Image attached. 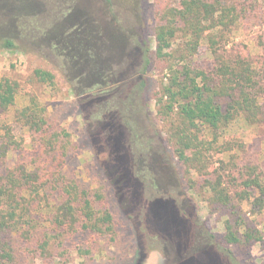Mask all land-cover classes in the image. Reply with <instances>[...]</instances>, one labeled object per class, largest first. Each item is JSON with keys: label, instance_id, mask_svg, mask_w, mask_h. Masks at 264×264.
<instances>
[{"label": "rangeland", "instance_id": "374dc122", "mask_svg": "<svg viewBox=\"0 0 264 264\" xmlns=\"http://www.w3.org/2000/svg\"><path fill=\"white\" fill-rule=\"evenodd\" d=\"M170 1L174 6L177 4ZM155 11L156 0H0V44L10 39L18 47L17 51L0 49V81L6 79L17 84L15 102L0 115V120L11 127L21 151L37 158L39 152L32 143L31 133L14 119L15 111L28 104L29 96H35L46 109V120L49 125L52 122L53 131L69 134L61 174L90 192L95 210H106L113 218V234L101 236L90 248L82 250L74 246L88 240L84 234L80 232L66 241L50 228L46 262L183 264L182 259L210 249L229 264H264V209L253 212L252 199L241 201L232 187L240 180L234 170L244 166L256 167L264 186V113L250 127L236 121L218 130L216 141L209 130L202 129L199 134L208 159L205 174L211 180L217 176L223 178L233 208L216 206L205 187L196 184V193L190 191L182 179L184 167L165 140L167 122L160 120L157 113L155 96L166 80V66L173 62L155 56L154 31L159 24ZM258 14L260 18H250L230 32L223 31L228 36L215 47L211 42V49L215 48L221 55L223 46L229 49L241 45L256 52V36L260 35L259 42H264V4ZM177 37L175 45L180 43ZM119 38L124 44L128 41L126 50L118 54L117 49H112L108 53ZM58 39L65 44H59ZM139 39L144 45L138 43ZM73 45L79 48L75 50L79 54L84 50L91 55L73 60L71 53L75 51L68 50ZM208 47L203 41L199 54L191 60V65L205 72L215 61ZM145 60L149 61L147 68ZM35 69L50 72L54 76L53 86L34 81ZM107 73L111 77L105 78ZM107 79L116 80L118 85L108 87ZM102 91L110 93L109 103L114 98L112 106L98 100ZM107 105L112 114L109 120L100 117ZM108 123L114 124L113 132L106 126ZM136 133L138 139L142 138L139 144L149 148L147 155L139 156L137 151L131 164L137 185L132 178V182L128 181L125 172L123 178H118L111 159L115 154L111 157L107 147L116 143L128 145L129 141L122 139H133ZM10 160L11 154L5 163L9 165ZM191 176L199 178L195 173ZM228 176L233 178L224 180ZM97 194L99 198L95 197ZM249 194L259 195L257 190H250ZM171 200L181 213L184 206L188 210L193 206L197 218L193 215L192 224L179 240L170 239L156 228L149 212L151 205L163 207ZM42 201L40 210L49 212L51 198ZM226 222L236 232L238 243L224 242ZM186 239L194 240L193 247L191 243L186 245ZM185 246L190 248L184 250ZM36 264H42L40 256Z\"/></svg>", "mask_w": 264, "mask_h": 264}, {"label": "trees", "instance_id": "16d2710c", "mask_svg": "<svg viewBox=\"0 0 264 264\" xmlns=\"http://www.w3.org/2000/svg\"><path fill=\"white\" fill-rule=\"evenodd\" d=\"M175 1L174 6L170 0H156L159 24L154 31L155 56L173 62L166 66V80L155 96L158 118L167 122L165 140L184 167L182 179L188 189L196 193V184L205 187L216 206L232 209L223 178L217 176L211 180L205 174L208 159L203 153L205 147L199 134L202 129L209 130L216 141V132L232 122H243L250 127L263 115L264 42H259L262 37L257 35L256 52L252 53L247 46L229 49L223 46L221 55L215 48L211 49V42L212 47L217 43L220 45L227 35L223 31L230 32L250 18H260L258 12L264 0ZM178 35L180 43L175 45ZM57 41L65 44L63 40ZM203 41L208 43L217 61L206 72L191 65ZM76 48V45L70 47L69 53ZM0 49L17 51L18 47L12 40L4 39ZM71 55L77 61L91 54L83 50L82 54L75 51ZM148 65L149 61L145 60L146 68ZM53 77L41 69L32 73L34 81L47 86H53ZM16 93L15 82L0 81V115L14 104ZM45 113L46 109L35 96H29L28 104L14 113V119L31 133L32 143L39 152L37 158L21 151L11 127L0 120V264H36L38 256L42 258V264H47L50 228L66 241L80 232L84 234L88 240L74 246L76 250L90 248L96 239L113 234L112 215L106 210H95L90 192L61 174L68 153L69 134L54 132ZM10 154L12 160L7 165L5 161ZM34 165L36 168L33 169ZM234 171L240 177L239 184L232 185L239 199H252L253 212L264 209V186L257 168L244 166ZM192 173L199 178H192ZM228 177L224 180L233 178ZM250 190H257L259 195L252 197ZM95 197L99 198V195ZM48 198L52 200L50 211H41L42 200ZM231 229L226 222L224 242L238 243L239 238ZM201 255L203 258L187 264H229L214 250H203Z\"/></svg>", "mask_w": 264, "mask_h": 264}, {"label": "flooded vegetation", "instance_id": "af4514ba", "mask_svg": "<svg viewBox=\"0 0 264 264\" xmlns=\"http://www.w3.org/2000/svg\"><path fill=\"white\" fill-rule=\"evenodd\" d=\"M129 7H130V5L128 7H126L125 10L129 9ZM108 40L110 42V39H108ZM138 43L140 45H144L143 42L141 41V39L138 40ZM114 44L115 45L113 48H110L109 50L105 49V51L108 50V53H110L112 49H117L119 51L118 54H120L121 52L126 50V44H128V41L126 44H124L123 39L119 38L117 40V43H114ZM136 50L138 52H140L139 48H136ZM140 53L142 55V52H140ZM85 75H88V74H85ZM105 76H106L105 78L111 77L108 73ZM106 81L108 82V84H107L108 87L118 85V82L116 80L111 81V79H107ZM108 91H102L100 93L101 96L98 98V100H100V101L103 100L108 104L109 100L107 98L110 97V95H109L110 91L109 92ZM113 101H114V98H113V100H111V102L108 105L112 106ZM108 105L106 106V108H104L102 110V115L100 116L102 119H106V120L111 119V115H112L111 109L109 108ZM107 125H109V129L111 132H113V130L116 129L113 123H108V124H106V126ZM123 128L125 130V128H126L125 125ZM120 129L121 128L118 127L119 131H120ZM132 136H133V139H130V140H128L127 138L122 139V141H124V142L129 141L128 145H127V143H126V145H124V143L120 144V145L116 143V144H107V147H109V150H110L109 153H111L110 154L111 157L115 154L113 156V158H111V159H113V161L115 162L112 165V167L115 170L117 169L115 171V174L118 176V178H123L122 173L124 174V172H125L128 175V178H130V180H128V181L132 182L131 180L133 179L134 183L137 185V183H136L137 178L133 174L134 173V167H132L131 164H133L132 162L135 159V155H136L137 151H138L137 155H139V156L140 155H147V154H149V148H144L139 144V141H141L142 138L138 139L139 136L137 135V133L132 135ZM120 165H122V167H123L122 169H120ZM141 173L145 174L143 172H141ZM146 176H147L146 179H149L148 177H150V176H148V174H146ZM189 204L191 205L190 201H189ZM182 207H183V205H182ZM161 209H163V210H161ZM183 209H184V211L181 213V211L178 210L174 200L167 202L165 206L163 205V207H161L160 205H157V204H153V205H151V208L149 209V212H151V215L153 216L151 221L156 226V228H158L160 231H162V233L164 231V234H166L170 239H173V237L178 239L181 234H182V236H183V234L184 235L186 234L185 231L187 229V226L192 224V221L190 219H192L193 215H194L193 218H196V214H195V210H194L193 206L191 207V210H188V208H186V206H184ZM155 218H158V219H155ZM187 241H188V243H187ZM189 243H191L190 246L192 245V247H193L194 240L193 239H191V240L186 239V245H188ZM190 246H185L184 250L187 247L190 248ZM201 253H202V251L197 252V254H193V256L198 255L195 258H192L193 256H191V257L182 259V263L187 264V262L191 263L193 260H196L198 258H202ZM204 254H205V252H204ZM184 262H186V263H184Z\"/></svg>", "mask_w": 264, "mask_h": 264}]
</instances>
